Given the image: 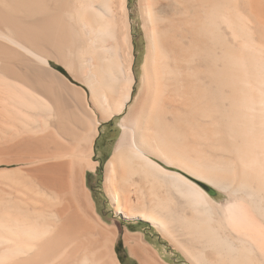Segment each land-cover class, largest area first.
Masks as SVG:
<instances>
[{
  "label": "bare ground",
  "instance_id": "obj_1",
  "mask_svg": "<svg viewBox=\"0 0 264 264\" xmlns=\"http://www.w3.org/2000/svg\"><path fill=\"white\" fill-rule=\"evenodd\" d=\"M120 236L264 264V0H0V264H124Z\"/></svg>",
  "mask_w": 264,
  "mask_h": 264
},
{
  "label": "rangeland",
  "instance_id": "obj_2",
  "mask_svg": "<svg viewBox=\"0 0 264 264\" xmlns=\"http://www.w3.org/2000/svg\"><path fill=\"white\" fill-rule=\"evenodd\" d=\"M116 132V133H115ZM119 133H120V126L118 125V121L117 120H112L111 122L109 123H106L105 124V134L102 135L98 141H97V149L98 151H101V152H107L108 150L112 149V145L113 143L117 140V138L119 137ZM109 153V152H108ZM105 162V161H104ZM92 176L89 175V180H91ZM97 180V179H96ZM98 183L99 181H97V184L94 185L92 188L93 190L96 192L95 195L97 196L96 198L98 203L100 204L99 207H102L103 206V203L104 201L99 197V193L100 191L98 190ZM95 187V188H94ZM212 194L217 198V199H222L224 198V195L219 192L216 188H213V192ZM101 201V202H100ZM102 205V206H101ZM150 236V234H149ZM157 236V235H156ZM156 236H151V239H154V237ZM121 237V236H120ZM157 239H159V237L157 236L156 237ZM157 239L155 240L154 239V242L155 243H158L157 242ZM121 241H122V237H121ZM119 241V252H120V256L123 260V263L124 264H138L136 261H131L129 259V255L128 253L126 252V250L123 248V244L122 242ZM159 246L161 247V251L163 252L164 251V248H166L165 244L164 243H161L159 242ZM170 248V247H169ZM168 250V252L170 253V255L172 256V262L174 264H186L184 262V259L183 257L180 255V253L178 252H175L173 251L171 248L170 249H166Z\"/></svg>",
  "mask_w": 264,
  "mask_h": 264
},
{
  "label": "trees",
  "instance_id": "obj_3",
  "mask_svg": "<svg viewBox=\"0 0 264 264\" xmlns=\"http://www.w3.org/2000/svg\"><path fill=\"white\" fill-rule=\"evenodd\" d=\"M119 241H121V237H119ZM122 242V241H121Z\"/></svg>",
  "mask_w": 264,
  "mask_h": 264
}]
</instances>
